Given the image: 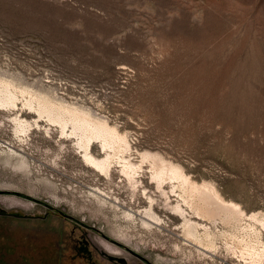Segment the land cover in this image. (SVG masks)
<instances>
[{
    "label": "rangeland",
    "instance_id": "obj_1",
    "mask_svg": "<svg viewBox=\"0 0 264 264\" xmlns=\"http://www.w3.org/2000/svg\"><path fill=\"white\" fill-rule=\"evenodd\" d=\"M0 81L25 91L0 110V264H255L141 153L264 212V0H0ZM31 95L126 135L131 178ZM177 205L215 247L186 238Z\"/></svg>",
    "mask_w": 264,
    "mask_h": 264
},
{
    "label": "bare ground",
    "instance_id": "obj_2",
    "mask_svg": "<svg viewBox=\"0 0 264 264\" xmlns=\"http://www.w3.org/2000/svg\"><path fill=\"white\" fill-rule=\"evenodd\" d=\"M18 91L25 92L24 90L21 91L14 88V86L8 83V81H0V110H10L18 107V101H20L19 99H21L19 98L20 95H18ZM35 98L36 97L32 95L29 96V98L27 97L25 105L33 109V111L36 112L39 117L46 114L45 116L48 117V121L58 124L63 129V131L66 128L65 126L67 125V123L70 122L68 120V118L70 117L73 125V132L77 133L79 137V144L84 148V157L87 159V161L93 164L95 168L98 167L103 170L109 169L111 165L112 155H115V153H117L120 154V156L122 155L121 158L125 160V162L122 160L124 162L123 170L125 174H127L131 178V176L136 171V166L130 161V159L125 158L124 156V154L131 149V142H129V139L126 135L119 133L117 129L110 127L107 123L94 120L78 111H71L64 107L62 108V106H57L56 104L54 105L52 104L53 102L49 103L47 101H44V99L39 100L38 97L36 98L38 100L35 101ZM15 121H17V126L23 127L24 121L22 119L17 117L15 118ZM93 139L101 143L103 148L105 147L107 148V151H109L104 159H97L88 152L87 149L89 148L91 140L95 141ZM141 157V159L143 160L149 159L153 170V177L159 184H162L165 180H175L176 182H178V187L180 188L181 194L184 197L182 198L184 199V202H186V206L190 207L194 215L204 217L205 219L210 216L215 217L216 215H218L219 218L221 216V218L224 219L223 221L225 223H227L228 225L230 223V225H233L232 227L235 228V230L231 233H233L234 237H236V239L233 237L236 241L233 242L234 245L238 247L237 249L243 250V246L245 249L244 251H246L247 254V256H245L250 259L252 263L256 264L257 262L258 264L259 262L261 264L264 261V212H245L239 204L233 201L224 200L212 185H209L207 183L198 184L191 181L185 175L180 165L167 161L163 156L159 154L146 151L144 153H141ZM118 158L120 157L118 156ZM175 212L177 215H181L184 219L183 229L187 236L186 238H192V240L194 239V241L196 242L200 241V243L205 245L204 247H212L215 244H213V237L211 238L212 234H204V230L202 232L204 235H206L205 241H201V238L196 236L197 228L201 226V224L191 220V218L189 217L187 218L185 215L186 211L183 209V207L177 205L175 207ZM212 218L210 220H212ZM214 219L215 218H213V220ZM229 229H231L230 226ZM241 231L244 232L243 238L238 237L243 236L242 234L239 235ZM206 232H208V230ZM227 237L228 239H231L229 238L230 235H227ZM196 244L198 245L199 242ZM215 246L216 245H214V247ZM241 253L244 257L245 252L242 251Z\"/></svg>",
    "mask_w": 264,
    "mask_h": 264
}]
</instances>
